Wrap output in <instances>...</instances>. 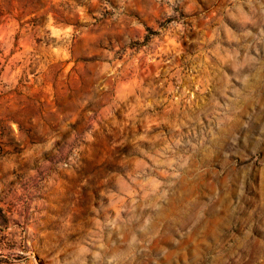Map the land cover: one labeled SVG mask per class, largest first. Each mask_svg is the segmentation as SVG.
<instances>
[{
  "label": "rangeland",
  "instance_id": "obj_1",
  "mask_svg": "<svg viewBox=\"0 0 264 264\" xmlns=\"http://www.w3.org/2000/svg\"><path fill=\"white\" fill-rule=\"evenodd\" d=\"M0 264H264V0H0Z\"/></svg>",
  "mask_w": 264,
  "mask_h": 264
}]
</instances>
